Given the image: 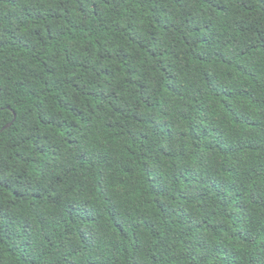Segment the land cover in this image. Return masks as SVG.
I'll return each instance as SVG.
<instances>
[{"label": "trees", "instance_id": "1", "mask_svg": "<svg viewBox=\"0 0 264 264\" xmlns=\"http://www.w3.org/2000/svg\"><path fill=\"white\" fill-rule=\"evenodd\" d=\"M0 264H264V0H0Z\"/></svg>", "mask_w": 264, "mask_h": 264}, {"label": "water", "instance_id": "2", "mask_svg": "<svg viewBox=\"0 0 264 264\" xmlns=\"http://www.w3.org/2000/svg\"><path fill=\"white\" fill-rule=\"evenodd\" d=\"M10 125H11V123L5 125V126L2 128V130L6 129V128H7L8 126H10Z\"/></svg>", "mask_w": 264, "mask_h": 264}]
</instances>
